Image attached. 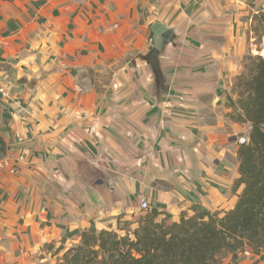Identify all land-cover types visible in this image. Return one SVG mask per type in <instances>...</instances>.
<instances>
[{"label":"crops","instance_id":"1","mask_svg":"<svg viewBox=\"0 0 264 264\" xmlns=\"http://www.w3.org/2000/svg\"><path fill=\"white\" fill-rule=\"evenodd\" d=\"M264 0H0V264H54L82 230L136 226L144 196L182 211L231 209L233 83L264 57ZM172 29L153 69L150 25ZM158 40H155L157 42ZM123 233V231L121 232ZM222 264H264V246Z\"/></svg>","mask_w":264,"mask_h":264},{"label":"trees","instance_id":"2","mask_svg":"<svg viewBox=\"0 0 264 264\" xmlns=\"http://www.w3.org/2000/svg\"><path fill=\"white\" fill-rule=\"evenodd\" d=\"M264 35V11L252 17ZM235 108L229 117L249 123L247 141L237 150L240 188L234 206L224 212L194 207L179 219L149 208L141 211L136 226L117 230L95 227L81 231L57 264H222L239 258L250 248L264 246V57L246 55L243 69L233 83ZM5 144L0 134V152ZM123 231V233H121Z\"/></svg>","mask_w":264,"mask_h":264},{"label":"water","instance_id":"3","mask_svg":"<svg viewBox=\"0 0 264 264\" xmlns=\"http://www.w3.org/2000/svg\"><path fill=\"white\" fill-rule=\"evenodd\" d=\"M152 43L154 44V48L150 53L151 64L153 69L157 66V59L160 53V50L166 46L169 42H171L174 37L172 36V29L168 28L166 25L161 24L159 22H154L150 25V35ZM155 40H158L155 42Z\"/></svg>","mask_w":264,"mask_h":264},{"label":"built area","instance_id":"4","mask_svg":"<svg viewBox=\"0 0 264 264\" xmlns=\"http://www.w3.org/2000/svg\"><path fill=\"white\" fill-rule=\"evenodd\" d=\"M9 88L4 83L0 81V96L7 97ZM247 141V136H242L239 138V143H245ZM24 161V155L20 154L17 159L11 161L8 157H0V170H8L10 172H16L18 170V164ZM138 208L140 210H147L149 208V203L144 196H139L138 198Z\"/></svg>","mask_w":264,"mask_h":264},{"label":"rangeland","instance_id":"5","mask_svg":"<svg viewBox=\"0 0 264 264\" xmlns=\"http://www.w3.org/2000/svg\"><path fill=\"white\" fill-rule=\"evenodd\" d=\"M252 55H258V53L252 52ZM262 57H263V56H262ZM237 76H238V75H237ZM135 203L138 205L137 198H136V200H135ZM148 209H149V208H148ZM148 209H147V210H148ZM139 210H140V209H139ZM141 211H145V210H141ZM141 211L138 212V215L141 213ZM138 215H137V216H138ZM137 216H136V217H137ZM124 225H126V224H124ZM97 230H98V229H97ZM59 260H60V259H59ZM59 260H57L54 264H57V263L59 262Z\"/></svg>","mask_w":264,"mask_h":264}]
</instances>
